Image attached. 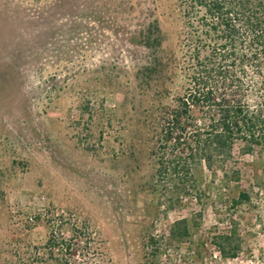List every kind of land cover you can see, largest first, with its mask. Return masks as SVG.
I'll list each match as a JSON object with an SVG mask.
<instances>
[{
    "label": "rangeland",
    "instance_id": "374dc122",
    "mask_svg": "<svg viewBox=\"0 0 264 264\" xmlns=\"http://www.w3.org/2000/svg\"><path fill=\"white\" fill-rule=\"evenodd\" d=\"M186 33L177 0H0V264L45 241L37 214L89 241L80 263L264 264V149L236 144L228 175L201 169L174 208L151 193Z\"/></svg>",
    "mask_w": 264,
    "mask_h": 264
},
{
    "label": "trees",
    "instance_id": "16d2710c",
    "mask_svg": "<svg viewBox=\"0 0 264 264\" xmlns=\"http://www.w3.org/2000/svg\"><path fill=\"white\" fill-rule=\"evenodd\" d=\"M177 1L187 31L181 46L185 81L174 107L159 113L150 183L152 194L166 193L169 209L199 192L195 175L201 169L211 173L215 166L226 177L236 144L242 154L264 149V0ZM160 38L156 29L144 46L160 49ZM43 215L28 220L42 218L48 235L30 245L33 256L19 264H91L74 258L89 254V241L81 245L79 232L62 217ZM220 240L215 246L222 258H234L237 245L230 236Z\"/></svg>",
    "mask_w": 264,
    "mask_h": 264
}]
</instances>
